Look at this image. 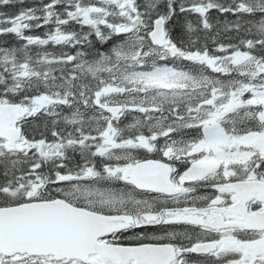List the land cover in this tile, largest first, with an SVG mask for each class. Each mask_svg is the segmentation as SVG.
<instances>
[{
    "label": "trees",
    "instance_id": "obj_1",
    "mask_svg": "<svg viewBox=\"0 0 264 264\" xmlns=\"http://www.w3.org/2000/svg\"><path fill=\"white\" fill-rule=\"evenodd\" d=\"M199 7H204L205 11H197ZM93 9L100 13H90L87 17L78 13ZM123 10L122 2L110 0H0V102L33 106L40 98L50 97L67 101L54 103L55 106H82L92 90L87 79L80 76L81 71L69 78L73 73L70 57L76 62L113 58L115 51L137 48L138 43L144 51L138 60H144L145 70L166 65L207 82L217 79L227 82L228 78L247 81L246 72L259 73L257 82L264 78V74H260L264 65V0H132L128 16L141 20V24L137 23L131 30L133 37L140 41L132 44L131 36L124 38L123 32L109 39L97 38L90 20L119 18L125 22V16L120 14ZM70 11L76 13L69 14ZM104 12L110 14L103 15ZM158 17L166 20L167 38L181 52L179 56L150 44L147 31ZM100 25L103 24L96 23L97 27ZM236 53L256 60L258 65L246 69L234 63L218 69L210 66L212 58ZM200 91L212 92L211 87H202ZM191 95L190 99L180 95L146 103L171 123L169 138L184 139L183 144L203 137L201 126L195 123L193 113L187 111L192 110L194 103L198 104L199 111L203 110L207 102ZM247 101L241 108L229 110L222 116L221 126L226 133L243 136L263 129L262 106H249ZM185 117L187 121L182 122ZM25 122L26 143H34L39 131L53 144L55 132L59 151L56 158H51L37 152V145L8 150L0 141V208L20 204L36 186L50 184L61 171L81 169L85 160L91 159L87 155L98 148L88 143L65 141L78 138V131L61 128L57 122L49 126L47 121H36L34 116ZM81 134L97 135L90 128ZM167 145L180 148V145L170 144H163L162 148ZM134 153L147 152L138 148Z\"/></svg>",
    "mask_w": 264,
    "mask_h": 264
},
{
    "label": "flooded vegetation",
    "instance_id": "obj_2",
    "mask_svg": "<svg viewBox=\"0 0 264 264\" xmlns=\"http://www.w3.org/2000/svg\"><path fill=\"white\" fill-rule=\"evenodd\" d=\"M91 30L98 38L109 39L112 34H119L120 27L93 25ZM69 61L72 69L83 70L80 76L97 90L82 106L34 107L26 118L34 116L49 126L57 122L61 128L77 130L78 138L67 142L140 145L145 146L147 153L126 157L120 150L104 149L103 153L87 155L91 159H86L85 167L75 175L61 171L50 184L33 189L32 202L62 201L119 219L117 224L103 228L92 247L84 246L79 258L0 255V264H264V228L246 224L249 216L264 209V199L256 192H245L240 185L233 187L236 182L264 179L250 177L249 172L248 177L236 179L230 170L210 169L203 175H191L196 168L200 170L202 159L162 148L168 141L171 123L162 120V114L153 118L148 107L137 105L131 82L125 80L116 61L86 59L80 65L73 59ZM106 106L117 109L113 113ZM26 123L19 125L24 139ZM86 128L98 136L82 135ZM103 128L109 133L102 138ZM52 139H56L55 132ZM33 144L50 145L39 131ZM144 161L165 164L164 177H169L173 185L168 193L134 184L131 170Z\"/></svg>",
    "mask_w": 264,
    "mask_h": 264
},
{
    "label": "rangeland",
    "instance_id": "obj_3",
    "mask_svg": "<svg viewBox=\"0 0 264 264\" xmlns=\"http://www.w3.org/2000/svg\"><path fill=\"white\" fill-rule=\"evenodd\" d=\"M112 2H122L124 10L120 14L125 16V19L130 21L121 22L116 20V24L123 25L127 29H134L137 27L139 20H132L128 16V7L131 8L132 0H110ZM122 8V6L120 7ZM99 12L98 10L83 11V15ZM113 25V24H112ZM129 34V33H128ZM139 41L140 38H135ZM165 44V43H164ZM144 52L138 47L127 50L123 48L119 51L118 60L123 62L125 66H121L120 69L124 75L125 80H130L131 89H135L136 95L148 96L149 99L155 100L158 98L166 99V97L180 96L185 94L200 93L203 97L202 100H207L206 108L200 110L203 115L200 119L203 127V137L190 149V154L202 155L199 158L204 157V160L199 163V171L196 168L191 171V175H203L202 172L221 170H230L234 174L240 175L248 170L247 167L256 163L258 172L264 173V162L258 163V159L264 161V127L259 132L249 133L243 136H237L235 134L226 133L223 127L220 125L222 116L236 108H241L245 100H248L249 106L260 105L262 106L261 121L264 123V78L261 82H257L259 73H248L244 75L247 81H236L228 78L227 82L223 80H215L214 82H207L195 79L193 77L186 76L177 71L170 70H155L148 74H142L144 71L143 66H137L135 62L139 55ZM212 62V61H211ZM210 62V64H211ZM234 63L237 67L246 69L252 64L250 59L239 54H225L220 59L214 58L212 67H218L220 64L223 66H229ZM241 70V69H240ZM261 73L264 74V65L261 67ZM94 80L90 85L94 84ZM204 87H211L212 93L204 94L200 89ZM126 89H129L127 87ZM208 107V108H207ZM127 145L116 146L106 145V149L125 150ZM28 147L23 143L17 144L15 147H8V150H18ZM39 150L45 156L50 157L51 147L40 145ZM120 150V151H121ZM122 153V152H120ZM127 157V152L123 154ZM128 160V158H127Z\"/></svg>",
    "mask_w": 264,
    "mask_h": 264
},
{
    "label": "water",
    "instance_id": "obj_4",
    "mask_svg": "<svg viewBox=\"0 0 264 264\" xmlns=\"http://www.w3.org/2000/svg\"><path fill=\"white\" fill-rule=\"evenodd\" d=\"M163 18L155 19L148 34L152 46L160 47L164 38ZM174 54L176 47L167 49ZM49 99L40 101L42 106L49 105ZM28 112L20 104H0V140L14 146L21 139L17 124ZM115 112V109H112ZM162 164L142 162L137 164L131 175L140 180L148 172H156L161 181L152 185L160 193L169 192L168 177L160 174ZM241 185L255 190L264 198V182H245ZM139 186V183H138ZM117 224V220L106 218L85 210L65 205L61 202L31 203L0 209V254L13 255L27 253L31 255L56 254L61 257L79 258L84 246H92L101 236L105 225ZM249 224L264 226V210L251 217ZM63 244V245H62ZM57 252V253H56Z\"/></svg>",
    "mask_w": 264,
    "mask_h": 264
},
{
    "label": "bare ground",
    "instance_id": "obj_5",
    "mask_svg": "<svg viewBox=\"0 0 264 264\" xmlns=\"http://www.w3.org/2000/svg\"><path fill=\"white\" fill-rule=\"evenodd\" d=\"M157 181H161V178L156 172H148L143 177H140L139 186L144 189H152Z\"/></svg>",
    "mask_w": 264,
    "mask_h": 264
}]
</instances>
